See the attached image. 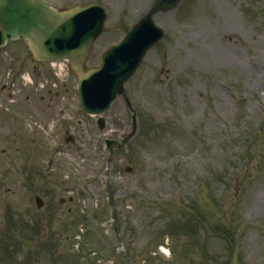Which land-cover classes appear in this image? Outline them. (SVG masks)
<instances>
[{"label":"rangeland","instance_id":"1","mask_svg":"<svg viewBox=\"0 0 264 264\" xmlns=\"http://www.w3.org/2000/svg\"><path fill=\"white\" fill-rule=\"evenodd\" d=\"M45 1L105 5V32L91 49L90 67L153 0ZM154 20L164 38L125 85L139 131L109 166L104 137H123L131 123L121 98L99 131L96 118L74 106L68 81L60 92L71 102L68 119L76 126L67 125L72 143L64 142L63 131L51 141L43 137L61 144L55 155L25 123L55 118L33 108L40 93L24 88V100L10 106L17 114L0 120V264H163L150 251L166 230L174 232L164 236L174 250L166 264H210L205 251L228 243L223 229L233 227L235 253L216 264H264V0H183ZM24 57V72L45 75L25 51ZM49 163L55 170L44 181L39 172ZM124 166L133 171L123 172ZM36 195L44 202L40 211ZM69 196L71 203L58 204ZM180 214L193 215L178 230ZM81 221L88 222L84 237L94 257L70 256Z\"/></svg>","mask_w":264,"mask_h":264},{"label":"water","instance_id":"2","mask_svg":"<svg viewBox=\"0 0 264 264\" xmlns=\"http://www.w3.org/2000/svg\"><path fill=\"white\" fill-rule=\"evenodd\" d=\"M1 1L6 6V8L10 7L14 3H18V0H1ZM30 11H31L30 9L27 10L23 7H19L20 14H28ZM41 14H43V13H41ZM78 66L81 68L80 64Z\"/></svg>","mask_w":264,"mask_h":264}]
</instances>
